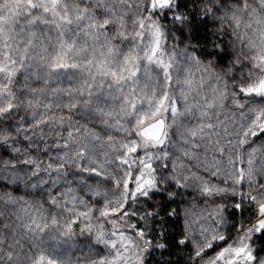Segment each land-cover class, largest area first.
<instances>
[{
  "label": "snow or ice",
  "instance_id": "6c2138e0",
  "mask_svg": "<svg viewBox=\"0 0 264 264\" xmlns=\"http://www.w3.org/2000/svg\"><path fill=\"white\" fill-rule=\"evenodd\" d=\"M257 140L264 0H0V264H264Z\"/></svg>",
  "mask_w": 264,
  "mask_h": 264
},
{
  "label": "trees",
  "instance_id": "16d2710c",
  "mask_svg": "<svg viewBox=\"0 0 264 264\" xmlns=\"http://www.w3.org/2000/svg\"><path fill=\"white\" fill-rule=\"evenodd\" d=\"M131 186V185H130ZM181 204V203H180ZM179 204V207H177L176 204L171 205L172 208H177V211L181 213L180 215V223H176V218H173V222L169 224L168 230L169 232H175L179 233L183 230V213H182V208L181 205ZM134 208H139L141 209V214L143 211L150 210L147 204H143L142 202L134 205ZM130 223H135L137 224V227L147 225V226H152V221L149 218L147 221H141L137 217H130L129 218ZM152 233L149 232V235ZM192 255V246L187 245V246H180L172 251V254L169 255H163L161 256L160 252L157 251L155 255L152 258V264H165L166 261H171V264H190L189 262V257Z\"/></svg>",
  "mask_w": 264,
  "mask_h": 264
},
{
  "label": "rangeland",
  "instance_id": "374dc122",
  "mask_svg": "<svg viewBox=\"0 0 264 264\" xmlns=\"http://www.w3.org/2000/svg\"><path fill=\"white\" fill-rule=\"evenodd\" d=\"M260 143H264V141L257 140L256 141V146H259ZM134 175H135V173H134ZM130 187H132V185ZM85 198L87 199V197H85ZM91 203L95 204L96 207H100L101 206L100 204H97L95 200L91 201ZM180 205H181V208H182L183 219H184V209L189 208L190 206L188 204H184V203H181ZM46 207H47V205H46ZM213 208H214V205H212L210 203L209 204H204V203H201L200 201H196L195 202V208H193L191 210L195 213L196 216H201V215H205L206 216L208 212H211L213 210ZM208 223L210 225L211 221L209 220ZM194 228L198 232L199 226L198 225H194ZM218 250L219 249L209 250L208 255H212L213 251H218ZM73 259H75V257H73Z\"/></svg>",
  "mask_w": 264,
  "mask_h": 264
}]
</instances>
